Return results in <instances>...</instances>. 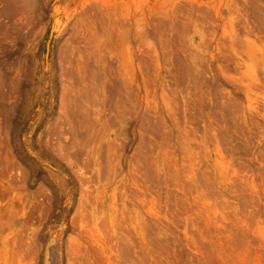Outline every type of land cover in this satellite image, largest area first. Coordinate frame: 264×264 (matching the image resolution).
Returning <instances> with one entry per match:
<instances>
[{
  "label": "bare ground",
  "instance_id": "1",
  "mask_svg": "<svg viewBox=\"0 0 264 264\" xmlns=\"http://www.w3.org/2000/svg\"><path fill=\"white\" fill-rule=\"evenodd\" d=\"M115 1L0 0V180L30 181L28 133L69 175L77 218L61 225L78 239L20 253L263 264L264 0Z\"/></svg>",
  "mask_w": 264,
  "mask_h": 264
},
{
  "label": "rangeland",
  "instance_id": "2",
  "mask_svg": "<svg viewBox=\"0 0 264 264\" xmlns=\"http://www.w3.org/2000/svg\"><path fill=\"white\" fill-rule=\"evenodd\" d=\"M121 1L122 0H116L115 1V3H117L116 5L117 6L121 5L120 4ZM138 1L139 0H125L121 3L126 4L124 6V9L127 6L129 9L127 7H126V9L128 11H130V9H132L135 6L136 7L138 6L140 8L145 7L144 5L146 4V1H148V5H151L152 3L154 4L156 0H145V1L140 0L141 3H140V1H139V3L142 5H139L137 3ZM196 1L198 2L199 0H196ZM208 1H209V4L211 1H212L211 3H213V2L219 3V0H214V1L213 0H202V1L200 0V3L204 4V3H208ZM220 1L224 2V0H220ZM131 5L132 6L134 5V6L132 7ZM130 6H131V8H130ZM134 9H132V10H134ZM226 22L227 21L225 19L224 21H222V24L225 25ZM45 51H46V49H45ZM23 106H25V105H23ZM35 109H37V108H35ZM20 115L21 116H19V119H18V121L20 120L19 123H24V121H25L26 126H27V124H29V123L33 124V122H34L33 118H35L36 117L35 115H37V114H34V113L32 115L28 114L27 115L29 117L28 119L25 116H22L23 114H20ZM103 127H108V126L103 124ZM26 132H28V131H26ZM28 136H29V134L27 133V134H25V136L22 135L19 137V142L21 144L22 149L25 152L21 149L18 152L20 155L19 154L18 155L21 156L25 161L27 159L28 161H30V163L34 162V163H32L33 166L31 164V167L36 168V169H34V168L31 169V174L32 173L35 174V175L32 174V176H31V178L33 179V182H32V179L30 178V181L27 184H20L19 185L18 183H14V182L10 183V179H9L11 177V175H9L10 173L8 171H5V170L1 173V180H0V224L1 225H0V227L1 226L2 227L0 229V238H1L0 241H2L1 245H3L4 244L3 242L7 240L6 241L7 244L5 242L6 245L4 244L5 246L3 245V248L0 245V264H23V263L25 264V263H28L29 261L31 262V259L24 257L25 255H23L22 252L20 253L18 248L20 247V249H22V247H21L22 245H24V247H25V245H27L29 243L28 241H30L31 243L36 242L35 238H36L37 234H42V238H43L42 242H41V240H39L42 250L47 247L48 240L52 236H54L52 238H53L54 244L57 248L61 247V245L64 242L63 240L65 238H67L69 236V234H70V238L72 237V239H76V238L78 239V236L74 230H70V231H68V233H66V231L63 230V227L61 225L63 222L70 224L71 218H73L72 221L75 222L74 225L77 224V221H76L77 218H75L74 215L72 216V214L74 213L73 209H72V206L74 204V199L70 198L71 194H72V192L70 190L73 189V183L71 180H69V175L67 173L61 172L59 170V167L57 165H55L52 158H51L52 160H50V157L49 158L48 157H42L40 159V157L37 156L39 151H38L37 145H34L35 148L32 146V142L34 144L33 138L31 141V145L26 146L25 140L27 138L29 139ZM21 151L23 152V154ZM30 152H32V153H30ZM24 153L26 155L27 154L28 155L26 156ZM29 155H31V156H29ZM30 157L33 160L30 159ZM38 159H40V160H38ZM35 166H37V167H35ZM59 172H61L62 174ZM8 176H10V177H8ZM41 176H43L44 179ZM34 177H35V179H34ZM37 177H40V179H36ZM5 180H6V182H5ZM45 180L47 183H45ZM38 181H40V182H38ZM42 181H44V183ZM39 183L40 184L43 183V187L46 185L44 188L42 187V192L40 191V193H38L39 192ZM45 188H47L48 190L46 189L47 191H43V190H45ZM47 192H49V193H47ZM48 196H51V200H48V198H47ZM72 197L74 198V194L72 195ZM47 213H48V215H47ZM43 223H45V224H43ZM4 224L7 226L5 227ZM70 226H72V225H70ZM16 232H18V233L16 234ZM13 233H15V234H13ZM6 236H8V237H6ZM13 236L16 238H14ZM2 237L5 240H3ZM8 238L10 240H8ZM8 241H9V243H8ZM37 243H38V241L36 242V244ZM9 245H11V246H9ZM3 251H4V253H3ZM22 258H25V259H22ZM44 258H45L44 254L41 251V254H40L41 262L44 261ZM25 260H26V262H25ZM51 260H54V258H52ZM51 260L48 257V261H51ZM247 260H248V258H246L244 261H242V264H246L244 262ZM30 262L28 264H32ZM260 262L264 264V261H260ZM53 264H59V263L55 262Z\"/></svg>",
  "mask_w": 264,
  "mask_h": 264
}]
</instances>
